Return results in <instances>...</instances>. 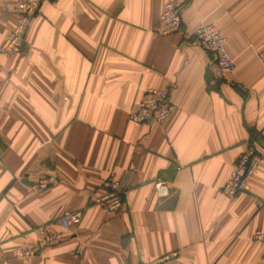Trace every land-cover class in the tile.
<instances>
[{"label":"crops","instance_id":"0c3cea01","mask_svg":"<svg viewBox=\"0 0 264 264\" xmlns=\"http://www.w3.org/2000/svg\"><path fill=\"white\" fill-rule=\"evenodd\" d=\"M169 1L181 27L161 34ZM17 21L0 9V46ZM199 21L226 38L230 73L196 43ZM263 45L264 0H43L18 53L0 52V264H264L253 238L264 231ZM149 88L173 104L160 125L127 119ZM253 141L263 161L227 198ZM109 175L124 192L113 214L86 196ZM47 177V189L33 188ZM65 210L80 212L75 228L59 226ZM45 224L62 239L13 253Z\"/></svg>","mask_w":264,"mask_h":264},{"label":"built area","instance_id":"2783aa9c","mask_svg":"<svg viewBox=\"0 0 264 264\" xmlns=\"http://www.w3.org/2000/svg\"><path fill=\"white\" fill-rule=\"evenodd\" d=\"M43 0H13L12 3L0 1L2 11H10L18 15L16 25L10 30L0 46V52L8 57L18 53L21 43L24 41L28 24L37 12ZM179 5L169 1L164 5L159 16L155 30L161 34L176 32L181 27ZM196 43L210 51L214 57V63L220 75L230 73L235 67L234 59L226 49V38L213 23L199 21L193 33ZM257 56L264 62V45L258 51ZM173 110L168 93L165 89L149 88L143 97L133 102L127 113V119L133 123L162 124L167 120ZM263 161V155L258 150L256 143L250 145L237 157L229 178L225 182L222 193L227 198H233L244 191L255 173L259 164ZM54 182L53 177L42 178L34 182L33 188L38 191L47 189ZM156 194L159 197L168 194L166 181L157 179L153 183ZM87 200L92 205L99 207L107 214L119 211L124 203V192L120 190L113 175H109L101 184L99 191L87 192ZM60 227L65 229L75 228L80 223V212L65 210L57 219ZM37 238L30 248L15 249L13 253L21 257L37 255L43 248L50 246L62 239L61 233L52 225L45 224L35 228ZM253 238L264 241V231H256ZM81 252L77 247L76 254Z\"/></svg>","mask_w":264,"mask_h":264}]
</instances>
